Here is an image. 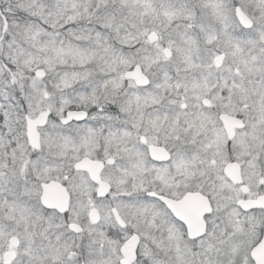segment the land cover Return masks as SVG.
Returning a JSON list of instances; mask_svg holds the SVG:
<instances>
[{"label":"snow or ice","instance_id":"snow-or-ice-1","mask_svg":"<svg viewBox=\"0 0 264 264\" xmlns=\"http://www.w3.org/2000/svg\"><path fill=\"white\" fill-rule=\"evenodd\" d=\"M0 264H264V0H0Z\"/></svg>","mask_w":264,"mask_h":264}]
</instances>
